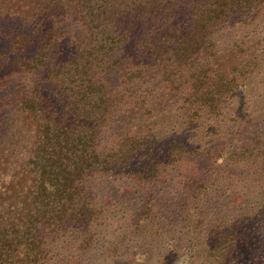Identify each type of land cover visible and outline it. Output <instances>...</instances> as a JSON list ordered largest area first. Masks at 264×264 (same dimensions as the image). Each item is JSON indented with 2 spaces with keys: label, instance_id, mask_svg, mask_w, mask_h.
<instances>
[{
  "label": "trees",
  "instance_id": "trees-1",
  "mask_svg": "<svg viewBox=\"0 0 264 264\" xmlns=\"http://www.w3.org/2000/svg\"><path fill=\"white\" fill-rule=\"evenodd\" d=\"M262 31L264 0H0V264L65 263L72 251L68 264H81L117 222L159 231L180 184L191 204L175 214L181 228L169 223L173 254L185 244L207 264H264V206L246 207L229 181L242 215L212 240L198 220L218 181L202 173L257 165L264 183V130L243 139ZM216 131L212 146L197 140ZM124 239L102 264H129Z\"/></svg>",
  "mask_w": 264,
  "mask_h": 264
},
{
  "label": "rangeland",
  "instance_id": "rangeland-1",
  "mask_svg": "<svg viewBox=\"0 0 264 264\" xmlns=\"http://www.w3.org/2000/svg\"><path fill=\"white\" fill-rule=\"evenodd\" d=\"M254 32L259 33V31ZM249 33L252 35V32ZM263 34L264 31H262V34L260 36L255 37L254 40L256 42L259 41L260 39H262L261 36ZM245 40H250L251 42L253 39L245 36ZM262 41L264 40L262 39ZM219 45L222 48L229 47V45H227L226 43H219ZM261 47H264V42L260 43V50ZM233 48H235V46H233ZM255 84L257 86L256 95L247 96L245 99V107L247 108V124L243 128V130L245 131L243 139H257L259 137L262 138L260 132L261 130H264V110L260 113L263 115V117H255V112L259 111L257 109L262 107L261 100L263 99V97L261 98V94H264V76L261 80H255ZM258 103L259 105H256ZM225 114L228 118L229 115L227 113ZM231 118L235 117L231 116ZM229 120L231 122L234 121V119ZM218 138L219 132L216 131L213 133V135L211 133L210 136H208V139L204 137V135H202L198 137L197 140L202 141L203 145L209 147L210 145L212 146ZM197 140L195 141L197 142ZM207 155V153H203L200 156H205L206 159ZM228 164L229 163L225 161L223 162L221 169L215 168L216 170H218V173L215 175L212 171H209L207 173H202L200 177L204 180H210L212 179V177L218 178L217 184L212 186L211 189L206 192L205 200L203 202L205 204L202 206V209L199 210L200 215L198 220L201 224L202 236L205 239L212 240V237H214V231H217L216 226H219L221 221L223 224L222 230L226 232L228 223L232 220V217L234 215H242V213L239 211L240 208H245V206L253 207V205H255L256 210H258L260 207L264 206V195L262 194L264 193V183H262L260 179L262 173L256 167L257 165H245L232 168L233 166H226ZM240 164L244 165V162ZM231 170H233L234 173H231ZM231 174H234L232 176L234 178H231ZM226 180L229 181L232 187H235V193L242 196V200L245 206L230 203L232 201H230L229 198L232 200V195H230L229 190L227 191L228 188L226 189ZM180 185L181 186L176 185L171 189V196L166 199L164 203V205L168 204L169 206L168 209H164V211L166 212L165 217H168V222L162 216L157 218V223H159L160 228L159 231L155 229L149 230L151 226H145L143 224L142 228L144 229L138 231L139 235H136L134 233V230L137 229L136 219L129 221L127 224H124L123 222H117L114 225V228L109 229L110 233L108 232V229H106V232L99 231V234L97 235L98 240H100L98 241V245L94 244L95 247H91L92 249H90L86 253H83V249L81 250V254L79 253L81 256L80 259L82 260L81 264H102L101 256L105 254L103 252L109 249L111 244L115 242L116 236H119L120 238L121 235H123L126 239L123 240V245L121 246L122 248H120V253L126 255L128 253L131 256L129 264H207V262H203L202 259H194L189 252V248L186 247L185 244L180 247L178 253L176 251L173 254L170 251L173 250V242L178 240V234L173 235V233H171L170 230L172 227L169 226V223L170 221H174V223H177L179 221L177 223V228H181L182 216H176L175 214L181 212L183 208H186V210H188V206L189 204H191V201H189L190 193H192L191 188H189V186L185 184ZM242 194H244V197ZM129 198L131 200L129 201L130 208L136 211V209H138L142 203L140 195L138 193H132ZM124 228H127L128 231H126ZM109 235L110 237H108ZM204 246L205 249H208L206 245ZM167 251H170L169 255L166 254ZM74 253L76 252L72 251L67 253L68 255H65V263L56 262L55 264H68V260L71 259L70 256H73L72 254Z\"/></svg>",
  "mask_w": 264,
  "mask_h": 264
}]
</instances>
